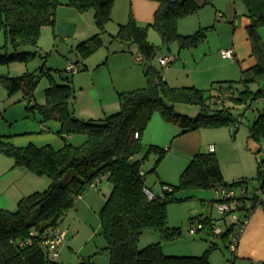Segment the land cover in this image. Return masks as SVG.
Returning a JSON list of instances; mask_svg holds the SVG:
<instances>
[{
    "label": "trees",
    "instance_id": "obj_1",
    "mask_svg": "<svg viewBox=\"0 0 264 264\" xmlns=\"http://www.w3.org/2000/svg\"><path fill=\"white\" fill-rule=\"evenodd\" d=\"M154 1L160 3V8L153 23L141 27L130 14L129 21L111 35L108 28L113 21L116 0H0V31L6 34V44L0 53L2 65L29 63L40 55L38 48L43 29L54 27L61 6L75 8L81 14H94L100 34L78 45V54L83 60L102 48L104 35L109 34L113 41L137 45L144 57L143 63L147 65V86L120 93V110L99 120L76 117L72 108L73 80L61 74L63 83H59L51 68L42 67L39 76L35 72L15 78L0 76L9 97L24 93V99L29 102L26 110H38L43 117L41 123L60 122L61 128L56 134L64 140L59 149L52 144L38 146L33 142L18 146L11 141L13 136L0 135V153L13 159L15 167L52 179L47 190L23 198L18 209L0 207V264H62L57 260L61 247L57 250L58 255L49 251L47 242L51 237L48 233L52 228L62 227L76 201L104 179L113 185L100 213L102 234L107 241L104 251L110 255V264H213L211 256L219 248L214 242L201 256L165 253L163 242L177 240L183 235L181 228L170 225L169 205L189 199L177 196L181 190L217 189L219 192L220 188L241 187L248 182L227 183L217 154L200 152L183 172L179 185L163 182L162 193H155L156 197L150 199L145 192L152 190L147 186L148 174L157 172L169 149L152 145L145 153L142 138L156 112H160L165 121L180 124L181 134H186L202 128L234 126L239 119L233 109L252 108L255 102L264 99V41L260 32L264 26V0H243L246 16L250 19L247 30L256 65L244 70L240 81L219 82L220 86L210 91L195 86H170L163 72L152 64L159 47L149 40V31L153 28L161 34L165 46L174 41H179L183 48L199 45L207 37L205 29L182 35L179 22L197 13L210 1L204 0L203 4L197 0ZM44 76L48 77L50 86L46 90L47 103L40 105L35 101V91ZM222 93L228 95L221 96ZM178 104L198 106L200 112L196 117L183 115L176 110ZM78 135L86 137L81 145L70 141L71 136ZM252 137L258 141L264 137V113L252 128ZM152 153L157 154L158 159L155 167L147 171L145 164ZM259 170L261 183L255 189L264 191V163L260 164ZM261 207L264 203H255L249 210L253 213ZM246 216L249 215H243L240 223ZM196 220L204 226V234L221 238L231 249L232 235L239 223L233 221L218 235L215 230L219 225L210 216H199L191 222ZM223 221L227 223V216ZM148 230L159 232L161 241L140 249V239ZM232 252L237 256V251Z\"/></svg>",
    "mask_w": 264,
    "mask_h": 264
},
{
    "label": "rangeland",
    "instance_id": "obj_2",
    "mask_svg": "<svg viewBox=\"0 0 264 264\" xmlns=\"http://www.w3.org/2000/svg\"><path fill=\"white\" fill-rule=\"evenodd\" d=\"M205 1L200 0L199 3L203 4ZM209 1L197 13L180 20V22L185 21L182 27L179 26L180 34L183 32L195 34L205 29L207 37L199 45L183 48L179 41H174L169 46H165L157 30L152 28L149 31L150 42L159 47L152 64L163 72L165 79L172 87L192 86L195 82L201 90L210 91L213 87H219V82L240 81L243 71L246 67L249 68L252 59L256 60L248 38V30L243 23L246 18L244 15L247 14L244 1ZM108 29L111 31L110 27ZM260 32L264 41V26L261 27ZM39 43L41 45V42ZM5 44L6 34L0 31V53ZM121 47L119 41L104 45L86 59L88 69L80 63L78 64L80 71L75 74L68 72L67 65L69 60L75 63L82 60L80 55L49 51L43 56L38 55L29 63L0 64V76L15 78L28 72H35L39 76L41 68L49 66L47 68H52V74L59 83H63L61 74L73 80L75 95L72 108L74 110L82 111L85 115L81 116L87 119L105 118L106 115L120 110V100L117 106H113L109 97L111 92L113 94V91L114 93L118 91L117 80L130 73L125 60L114 53L117 48ZM229 49L238 50V60L223 58L222 52ZM166 56H174L176 59L170 65L164 66L161 59ZM139 66L143 69L147 67L144 63ZM49 86L47 76L40 78L35 91V101L38 104L47 103L46 90ZM254 88L257 87L254 86ZM239 89H243V86H239ZM97 103L101 105L100 108H94ZM28 104L22 92L10 98L7 88L0 80V134L13 136L11 141L18 146H26L33 142L38 146L52 144L59 149L61 146L57 145L56 141L51 143L52 141L42 138L51 134L52 131L57 132L53 127L55 121L46 122L48 129L42 130L43 117L38 110L27 111ZM30 104L34 103L30 102ZM176 110L183 115L196 117L200 112V107L178 104ZM233 113L239 119L234 126L202 128L181 134L180 124L167 122L160 112H156L143 134L144 152L146 153L152 145L169 150L158 165L157 172L148 174L147 186L155 193H162L163 182L179 185L183 172L195 155L200 152H210V146L213 144L218 148L217 157L227 183L245 181L248 182L250 190L259 187L261 183L258 178L259 167L261 163H264V137L261 141L254 139L252 128L260 115L264 113V99L255 102L252 108L241 106L233 109ZM236 127H238L237 131ZM57 139H60L64 145L62 138ZM85 139L84 135H78L76 140L72 139L71 142L81 145ZM20 141L23 142L19 144ZM143 155L144 153L140 157ZM157 159L158 156L155 153L149 156L145 164L147 171L155 167ZM34 175L36 182H28L27 190L30 191L33 187L35 188L33 190L42 192L50 187L52 183L50 177ZM112 188V183L104 179L99 186H92L84 196L80 197L74 208L67 213L62 222L67 242L60 249V256L57 259L59 262L81 264L89 261L91 264H110V255L104 251L107 241L102 234L100 213ZM33 190L32 192H35ZM177 196L189 198L184 202L169 205L170 225L181 228L183 235L177 240L163 242L167 255L201 256L214 242L219 248L211 256L213 264H255L251 261L239 260L221 238L211 237L203 232L197 235L191 233L192 228L200 225L198 220L195 222L191 220L198 219L201 215L205 217L213 215L217 225L223 229L233 222L237 214L227 216L226 224L223 221L226 215L221 214L216 206L220 198L217 189H186L179 191ZM18 206L19 204L13 210L18 209ZM159 241H161L160 233L148 230L141 237L139 248L143 249Z\"/></svg>",
    "mask_w": 264,
    "mask_h": 264
},
{
    "label": "crops",
    "instance_id": "obj_3",
    "mask_svg": "<svg viewBox=\"0 0 264 264\" xmlns=\"http://www.w3.org/2000/svg\"><path fill=\"white\" fill-rule=\"evenodd\" d=\"M159 8L160 3L154 0H116L113 11V21L109 25L111 31L109 29L108 31L111 35L116 34L120 28V25L126 24L129 21L130 14L134 15L139 26L146 27L154 22L155 15ZM183 22L185 21H181L179 26L182 27ZM243 23L247 28L250 24V19L246 16V18L243 20ZM98 34H100V30L95 24L94 14L92 12L81 14L75 8L61 6L58 9L57 21L54 27L47 26L43 29L40 40L41 45L39 43L38 48L40 51L39 54L43 56V54L49 51H59L62 53H72L79 55L77 50L78 45L84 41L94 38ZM182 35L192 34L183 32ZM104 41L105 45L115 42L112 40V37L109 34L104 35ZM121 46L122 47L117 48L114 53H117L120 58L125 60V62L128 64L127 67L130 70V73L117 80L119 83L118 91L117 93H114L113 91V94L111 92L109 97L111 102H113V106H117L119 104L118 94L123 92H131L137 89L145 88L147 86L145 69L139 66L143 63L137 62L135 57L140 51L139 47L137 45H128L124 43H121ZM234 51L235 59L233 61L236 59L238 60L239 56L238 50L235 49ZM70 61L71 60H69V62ZM105 63H107V61ZM256 63V60L252 59V62L249 63V68L246 67L245 70L254 67ZM83 64L88 69L86 60H83ZM192 86L199 88L195 82ZM101 105L103 106L102 102ZM101 105L97 103L94 108H100ZM104 109H106V106H104ZM75 115L77 118L82 120H99L95 118L87 119L84 116H81L85 115L82 113V111L79 112L75 110ZM53 125L54 129L57 131L61 128V123L58 121H55ZM47 129L48 127L42 123V130ZM55 133L56 132L52 131L51 134L49 133L42 138L52 141L51 143L56 141L55 143H58L57 145L62 147L63 142L60 141V139H57L60 137ZM72 139L76 140V136H71L70 141H72ZM22 142L23 141H20L19 144ZM212 145L213 144H211V146ZM211 146L209 149L210 151ZM215 148V153L218 154V148L216 146ZM34 176L35 175L27 169L15 167V163L11 158H8L0 153V207L5 210H13L23 198L31 195V193L33 194L38 192L33 190L35 189L33 187L30 191L27 190L29 185L28 182H36V178ZM32 190L35 192H32ZM112 190L110 191V194ZM209 216L215 220L213 215ZM237 258L239 260L251 261L255 264L264 263V207L257 208L250 221L246 225L238 246Z\"/></svg>",
    "mask_w": 264,
    "mask_h": 264
},
{
    "label": "built area",
    "instance_id": "obj_4",
    "mask_svg": "<svg viewBox=\"0 0 264 264\" xmlns=\"http://www.w3.org/2000/svg\"><path fill=\"white\" fill-rule=\"evenodd\" d=\"M222 56L224 59H235V51L234 49L224 50L222 52ZM174 56H166L161 59V63L164 66H168L171 63L175 61ZM136 60L139 63L144 62V57L141 53H139L136 56ZM67 70L70 73H77L79 72V67L77 65V62H68ZM228 95V93H222L221 96ZM137 137H139V134H137ZM216 148L214 145L211 146V152H215ZM145 172H143V175ZM146 194L150 199H154L156 197L155 192L151 189L145 190ZM220 193V201L216 203V206L219 210V212L226 216H232L235 215L233 221L239 223V226L237 230L232 235V241L230 242V247L232 251H237L238 246L240 243L241 236L243 234V231L250 221L253 213L250 212L249 209L252 208V206L257 203L259 205L264 203V191L262 190H250L249 186L247 184L241 185V187H223L219 189ZM246 206V209H243V207ZM246 216L243 219V223L241 222V217L244 215ZM204 226L199 225V227L192 228L191 233L193 235H197L198 233L204 232ZM223 228L218 226L215 230L216 234H221L223 232ZM48 236L51 237L50 241L47 242L49 245V251L53 253L54 255H58L57 250L59 247L64 246L66 241V232L62 229V227L57 226L55 228L50 229Z\"/></svg>",
    "mask_w": 264,
    "mask_h": 264
}]
</instances>
